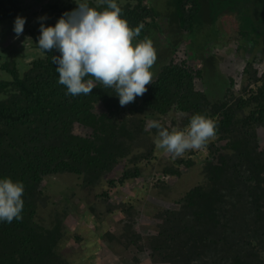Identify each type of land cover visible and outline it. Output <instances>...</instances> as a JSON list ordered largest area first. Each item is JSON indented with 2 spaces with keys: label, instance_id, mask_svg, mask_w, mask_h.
<instances>
[{
  "label": "trees",
  "instance_id": "trees-1",
  "mask_svg": "<svg viewBox=\"0 0 264 264\" xmlns=\"http://www.w3.org/2000/svg\"><path fill=\"white\" fill-rule=\"evenodd\" d=\"M24 1L0 0V24L20 15ZM134 1L119 4L122 15L130 27L142 25L137 39H150L157 59L152 83L132 103L121 107L112 89L99 83L88 95L67 94L52 62L57 50L42 51L25 71L14 59L1 62L0 177L22 182L24 192L21 219L0 222V264H69L56 252L68 207L47 199L41 180L72 173L92 191L109 174L108 183L114 182L113 166L120 159L117 179L138 178L140 160L157 148V130L147 127L151 121L143 113L170 109L183 114V125L193 114H204L215 122L216 134L202 182L184 191L177 207L157 210L158 233L149 253L161 264H264V147L256 135V128L264 127V75L259 78L246 65L256 84L247 97L211 100L193 82L211 64L210 45L220 40L224 16L234 19L254 49L264 51V0ZM49 7L57 15L75 8ZM182 40L186 59L167 60ZM157 41L164 51L157 50ZM170 162L163 176L170 171L180 176L190 167L183 158Z\"/></svg>",
  "mask_w": 264,
  "mask_h": 264
},
{
  "label": "rangeland",
  "instance_id": "rangeland-1",
  "mask_svg": "<svg viewBox=\"0 0 264 264\" xmlns=\"http://www.w3.org/2000/svg\"><path fill=\"white\" fill-rule=\"evenodd\" d=\"M126 1L135 3L134 0H117L118 4ZM53 3L61 8L65 5L76 7L74 0H25L20 16L25 17L26 22L19 38L13 32L15 17L0 24V64L14 59L18 69L25 71L35 57L41 56L42 50L36 44L39 18L46 15L45 25H54L61 16L50 9L49 4ZM220 22V40L210 45L208 53V57H212L211 64L207 66L208 61L202 60L206 66L202 77L193 79L194 87L211 100L223 98L226 94L229 97L232 94L247 97L256 84L246 72V65H251L257 76L262 77L264 51L254 49L252 43L239 35L232 17L224 16ZM157 43V50L164 51L163 43ZM185 49L186 44L182 40L167 60L172 58L174 63L183 62ZM3 75L0 70V77ZM143 114L150 121L156 120L169 129H184L188 125L182 124L183 114L174 109L165 114L147 113V110ZM256 135L258 144L264 147V127H257ZM213 140L211 138L200 149L188 150L179 157L190 164L179 177L167 172V176L162 175L168 162L175 158L173 154L156 148L151 156L140 160L139 177L123 183L117 178L122 173L124 159L113 166L111 179L114 182L108 183L109 174L99 188H91L92 191L81 187L79 179L72 173H57L43 178L39 188L47 199L68 207L56 252L69 264H161L149 253L148 247L151 238L158 233L156 212L161 208L177 207L179 196L202 182L204 161ZM174 189L175 192L172 191ZM60 207L55 210L59 214L62 211ZM261 258L264 263L262 253Z\"/></svg>",
  "mask_w": 264,
  "mask_h": 264
},
{
  "label": "clouds",
  "instance_id": "clouds-1",
  "mask_svg": "<svg viewBox=\"0 0 264 264\" xmlns=\"http://www.w3.org/2000/svg\"><path fill=\"white\" fill-rule=\"evenodd\" d=\"M74 3L76 7L62 13L54 25H45L46 15L39 18L36 44L44 52H59L52 55L58 83L72 96L88 95L99 83L112 89L121 107L132 103L152 83L151 68L157 59L152 41L137 39L142 25L130 27L117 0H102L104 7L92 0ZM25 22V17H15L16 38L23 33ZM147 127L157 130L156 147L173 158L200 149L216 134L215 122L201 113L193 114L184 129H169L156 120ZM23 192L22 182L0 177V222L21 219Z\"/></svg>",
  "mask_w": 264,
  "mask_h": 264
},
{
  "label": "bare ground",
  "instance_id": "bare-ground-1",
  "mask_svg": "<svg viewBox=\"0 0 264 264\" xmlns=\"http://www.w3.org/2000/svg\"><path fill=\"white\" fill-rule=\"evenodd\" d=\"M47 87H48V86H47ZM170 172H171V171H170ZM170 172H169V173H170ZM178 177H179V176H178ZM151 185H152V184H151ZM171 188H172V187H171Z\"/></svg>",
  "mask_w": 264,
  "mask_h": 264
}]
</instances>
